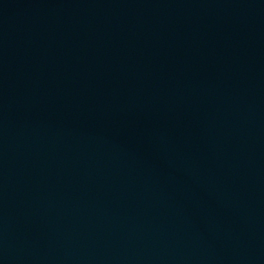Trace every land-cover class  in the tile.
<instances>
[{
  "label": "water",
  "instance_id": "95a60500",
  "mask_svg": "<svg viewBox=\"0 0 264 264\" xmlns=\"http://www.w3.org/2000/svg\"><path fill=\"white\" fill-rule=\"evenodd\" d=\"M0 264H264V0H0Z\"/></svg>",
  "mask_w": 264,
  "mask_h": 264
}]
</instances>
